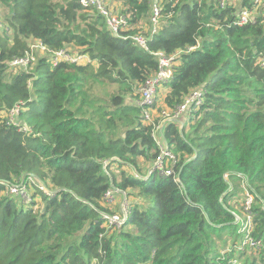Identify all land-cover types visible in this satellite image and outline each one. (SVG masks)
I'll use <instances>...</instances> for the list:
<instances>
[{"label":"trees","instance_id":"trees-1","mask_svg":"<svg viewBox=\"0 0 264 264\" xmlns=\"http://www.w3.org/2000/svg\"><path fill=\"white\" fill-rule=\"evenodd\" d=\"M114 1L134 25L149 20L150 0ZM0 6L8 12L0 21V264H264V251L223 244L238 232L231 201L244 192L242 180L254 196V235L264 239L262 9L256 22L236 26L227 23L232 7L184 0L171 17L164 12L146 50L114 35L79 0H0ZM32 41L46 49L34 51L29 68L12 69ZM197 44L181 55L157 107L175 111L195 89L205 90L183 126L164 125L175 174L141 180L135 174L148 173L161 154L138 94L158 71L153 52ZM67 47L92 63L53 64V52ZM18 104V124H9L6 113ZM28 175L57 195L35 187L25 206L6 193L7 184ZM113 186L135 195L121 231L107 229L103 219L117 212L104 202Z\"/></svg>","mask_w":264,"mask_h":264},{"label":"built area","instance_id":"built-area-1","mask_svg":"<svg viewBox=\"0 0 264 264\" xmlns=\"http://www.w3.org/2000/svg\"><path fill=\"white\" fill-rule=\"evenodd\" d=\"M184 0H150L151 12L149 20L141 22L136 26L132 23L131 17L123 11L122 4L114 0H79L81 5L91 11L97 12L101 15L114 35L122 39H131L135 45L149 50V43L159 33L164 22V12L167 11V16L171 17L174 12V7ZM201 1V0H199ZM245 1H249L253 5V9L244 5ZM214 6L219 9H227L232 7L233 17L227 22L229 25L244 26L248 23L256 22L261 9L264 11V0H214ZM168 9V10H167ZM259 13V14H258ZM258 15V16H257ZM134 31V32H133ZM36 47L42 52L46 47L36 41ZM198 47L193 45L187 49L176 50L173 53H167L165 51H156L153 54L157 57L159 67L158 71L152 76L146 79V81L139 87V105L143 109V117L146 122L154 123L153 135L160 147L161 154L158 160L153 164V167L146 174H135L136 177L141 180H148L154 173H158L164 176L174 175V167L177 164V158L169 148L165 139L163 138V128L168 121H177L182 125V119L184 115H188L193 110H196L203 102L205 90L203 88L195 89L186 100L175 110L170 111L167 109L157 113V107L161 104L162 95L161 92L164 89V85L170 82L176 73L177 67L181 63V55L185 52H189ZM34 48L24 59H17L11 63V66L23 65L26 69L29 68V64L36 61V55ZM53 64H58L61 61L72 62L77 64L92 63V59L88 54L81 53L77 49L70 47L62 48L54 51L51 57ZM22 104L16 105L8 113H6V119L9 124H18V115L20 114V108ZM159 117L155 122V115ZM24 131L31 132V128L26 126L22 128ZM107 164V162H105ZM225 178L230 181L229 174H225ZM231 182V181H230ZM243 180V203L238 206V203L232 205V214L235 217V223L238 228L239 234H241V241L234 243L233 248H236L242 252H262L264 251V239L256 238L254 235V218L255 213L253 211L254 196L250 193ZM2 183H5L4 181ZM233 184L231 183V187ZM37 187L43 194L49 198L57 195V190L46 186L44 183L39 182L34 176H27L25 179L18 181L17 183L7 184L8 195L19 197L25 206H29L33 201V193ZM131 196L113 186L110 188L104 196V202L106 205L114 207L116 202H119L117 206V212L104 213L103 219L107 229L121 231L129 219L132 212V200ZM239 201V200H235ZM119 207V209H118ZM229 250H231L229 248ZM234 259L230 264H236Z\"/></svg>","mask_w":264,"mask_h":264},{"label":"rangeland","instance_id":"rangeland-1","mask_svg":"<svg viewBox=\"0 0 264 264\" xmlns=\"http://www.w3.org/2000/svg\"><path fill=\"white\" fill-rule=\"evenodd\" d=\"M7 14H8V12H7L6 8L0 6V21H3L5 15H7ZM143 22H145V21H143ZM30 45H31V48L33 47L34 50L37 51L36 55L42 54V52L39 50V48L36 47V45H37V42H36V41H35V42L32 41V42L30 43ZM36 58H37V56H36ZM11 68L14 69V70H17V69H19V68H24V69H26V66L18 65V66H11ZM164 90L168 91L169 88H165ZM138 94H139V93H138ZM161 95H162V94H161ZM160 106H163V105H160ZM152 167H153V165L150 167V169H151ZM150 169H149V170H150ZM145 174H146V173H145ZM28 176H33V175H28ZM230 180H231V178H230ZM232 182H233V181H232ZM234 182H238V180L235 179ZM242 183H243V180H242ZM242 183H241V182H240V183L238 182L239 185H241ZM244 183H245V186H246L247 181H245ZM232 187H234V186H232ZM241 188H242V190H244V188H243L242 185H241ZM243 193H244V192H240L238 195L235 196V198L232 200V201H234L233 204L238 203V206H240V205L243 203ZM129 194L132 195V196H131V197H132L131 200L134 201V199H135V195L132 194V191H129ZM133 197H134V198H133ZM235 200H239V201H235ZM37 201L40 202V199H38ZM118 204H119V202H116V204H115V206L113 207V209H116V207L118 206ZM41 206H42V201H41ZM238 228H239V226H238ZM239 241H241V234H239V232H237L236 234H234V235H232V236H229V239H228L227 241H224L223 244L229 246L228 249L230 248V249L232 250V249H233L232 245H233L234 243H238ZM239 264H240V262H239Z\"/></svg>","mask_w":264,"mask_h":264},{"label":"crops","instance_id":"crops-1","mask_svg":"<svg viewBox=\"0 0 264 264\" xmlns=\"http://www.w3.org/2000/svg\"><path fill=\"white\" fill-rule=\"evenodd\" d=\"M166 93H167V91L164 90V89H163V91L161 92L162 96H164ZM187 117H188L187 115H184V117H183L184 120L181 121V122H182V125L185 124V120H186Z\"/></svg>","mask_w":264,"mask_h":264}]
</instances>
